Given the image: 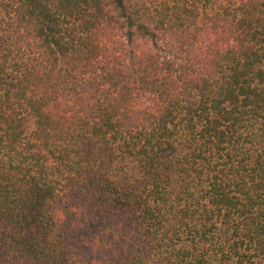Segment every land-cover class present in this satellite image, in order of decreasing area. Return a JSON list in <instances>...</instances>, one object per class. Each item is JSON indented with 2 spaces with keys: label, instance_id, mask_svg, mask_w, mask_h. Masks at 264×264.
I'll list each match as a JSON object with an SVG mask.
<instances>
[{
  "label": "trees",
  "instance_id": "16d2710c",
  "mask_svg": "<svg viewBox=\"0 0 264 264\" xmlns=\"http://www.w3.org/2000/svg\"><path fill=\"white\" fill-rule=\"evenodd\" d=\"M0 264H264V0H0Z\"/></svg>",
  "mask_w": 264,
  "mask_h": 264
}]
</instances>
